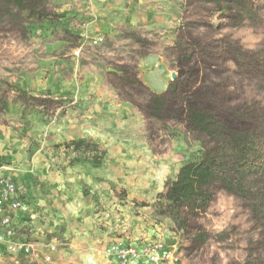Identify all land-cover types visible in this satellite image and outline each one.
Here are the masks:
<instances>
[{
  "label": "rangeland",
  "instance_id": "1",
  "mask_svg": "<svg viewBox=\"0 0 264 264\" xmlns=\"http://www.w3.org/2000/svg\"><path fill=\"white\" fill-rule=\"evenodd\" d=\"M28 1L36 12L0 4V165L26 190L33 217L24 237L56 250L50 262L12 264H84L79 256L95 251V239L138 226L176 243L181 264H258L260 227L234 194L216 189L197 219L209 233L200 246L194 230L158 213L159 194L203 141L181 118L148 120L146 95L119 75L128 64L157 92L180 78L216 91L223 107L264 115V9L234 27L184 12V0ZM94 36L104 40L92 45ZM237 48L256 61L240 66ZM79 138L98 149L66 146Z\"/></svg>",
  "mask_w": 264,
  "mask_h": 264
},
{
  "label": "trees",
  "instance_id": "2",
  "mask_svg": "<svg viewBox=\"0 0 264 264\" xmlns=\"http://www.w3.org/2000/svg\"><path fill=\"white\" fill-rule=\"evenodd\" d=\"M0 4L36 12L35 2L28 0H0ZM188 8L195 9L199 18L221 17L237 27L254 12L264 9V0H184V12ZM234 53L240 66L256 61L240 48ZM189 60L185 55L180 66L186 67ZM119 79L125 89L140 90L146 95V105L141 110L148 120L181 118L186 128L203 141L198 154L182 164L176 178L168 181L166 191L159 194L158 213L168 215L180 230H194L192 245L200 246L209 233L198 225L197 219L214 200L216 189H224L245 201L251 210L261 230L256 260L264 264V115H251L244 108L223 107L214 97L216 91L193 88L190 81L180 78H175L165 91H154L128 64L123 65ZM223 112L250 124L230 125L222 118ZM66 146L93 151L99 144L79 138ZM101 161L98 156L93 159L95 164Z\"/></svg>",
  "mask_w": 264,
  "mask_h": 264
},
{
  "label": "built area",
  "instance_id": "3",
  "mask_svg": "<svg viewBox=\"0 0 264 264\" xmlns=\"http://www.w3.org/2000/svg\"><path fill=\"white\" fill-rule=\"evenodd\" d=\"M104 40L102 36L91 38L92 45ZM26 202L21 187L14 176L0 165V264L19 263L21 259L40 257L45 262L53 259L56 246L27 240L17 225V215L25 210ZM108 256L119 264H181L182 253L176 243L164 239L148 238L138 244L115 239L105 248Z\"/></svg>",
  "mask_w": 264,
  "mask_h": 264
},
{
  "label": "crops",
  "instance_id": "4",
  "mask_svg": "<svg viewBox=\"0 0 264 264\" xmlns=\"http://www.w3.org/2000/svg\"><path fill=\"white\" fill-rule=\"evenodd\" d=\"M15 179L17 180V183L21 187V193L26 202L25 210H23L17 215V220H16L17 225L21 231V234L22 236H24V230H26L28 226L32 224L33 216L31 212L32 210L28 206V202H27L28 198L26 197V190L24 189L19 179L16 177ZM110 224L111 226H113L114 223L110 221ZM133 231L124 229L122 231H118V233L116 234H111L110 236H107L106 238L103 237L102 235V238L95 239L94 243H96V245L91 247V248L96 247L94 249L95 251L90 249L86 252H83L82 254L84 255L79 256L80 261H82L84 264H119L116 258H113L112 256H108L105 253V248L108 244H110L115 239H124L128 243L138 244L142 240L150 238L148 237L150 236V232H149L150 230L146 232V230H144L143 227L138 226V228ZM35 241L37 240L35 239Z\"/></svg>",
  "mask_w": 264,
  "mask_h": 264
},
{
  "label": "water",
  "instance_id": "5",
  "mask_svg": "<svg viewBox=\"0 0 264 264\" xmlns=\"http://www.w3.org/2000/svg\"><path fill=\"white\" fill-rule=\"evenodd\" d=\"M175 76H176V74H175V73H173V78H175Z\"/></svg>",
  "mask_w": 264,
  "mask_h": 264
}]
</instances>
